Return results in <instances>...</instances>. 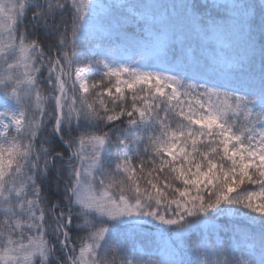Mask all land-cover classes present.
I'll list each match as a JSON object with an SVG mask.
<instances>
[{"label": "snow or ice", "instance_id": "snow-or-ice-1", "mask_svg": "<svg viewBox=\"0 0 264 264\" xmlns=\"http://www.w3.org/2000/svg\"><path fill=\"white\" fill-rule=\"evenodd\" d=\"M0 264H264V0H0Z\"/></svg>", "mask_w": 264, "mask_h": 264}, {"label": "trees", "instance_id": "trees-1", "mask_svg": "<svg viewBox=\"0 0 264 264\" xmlns=\"http://www.w3.org/2000/svg\"><path fill=\"white\" fill-rule=\"evenodd\" d=\"M191 3L199 6L202 5L204 2L202 0H190ZM251 2L259 4L260 0H251ZM94 79H99L98 77L94 78ZM254 190V189H253Z\"/></svg>", "mask_w": 264, "mask_h": 264}, {"label": "rangeland", "instance_id": "rangeland-1", "mask_svg": "<svg viewBox=\"0 0 264 264\" xmlns=\"http://www.w3.org/2000/svg\"><path fill=\"white\" fill-rule=\"evenodd\" d=\"M146 230H149V229L146 228Z\"/></svg>", "mask_w": 264, "mask_h": 264}]
</instances>
